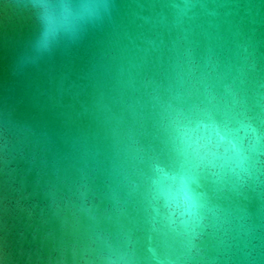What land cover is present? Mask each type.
Masks as SVG:
<instances>
[{"label":"water","instance_id":"obj_1","mask_svg":"<svg viewBox=\"0 0 264 264\" xmlns=\"http://www.w3.org/2000/svg\"><path fill=\"white\" fill-rule=\"evenodd\" d=\"M0 264H264V0H0Z\"/></svg>","mask_w":264,"mask_h":264}]
</instances>
